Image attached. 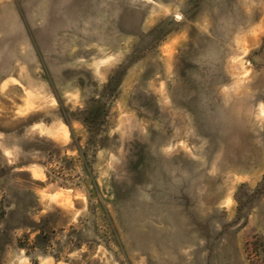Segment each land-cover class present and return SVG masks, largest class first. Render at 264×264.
<instances>
[{
  "label": "rangeland",
  "instance_id": "obj_1",
  "mask_svg": "<svg viewBox=\"0 0 264 264\" xmlns=\"http://www.w3.org/2000/svg\"><path fill=\"white\" fill-rule=\"evenodd\" d=\"M0 264H264V0H0Z\"/></svg>",
  "mask_w": 264,
  "mask_h": 264
}]
</instances>
